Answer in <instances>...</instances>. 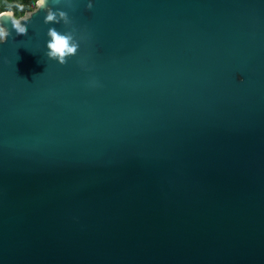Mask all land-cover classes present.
<instances>
[{"label":"water","instance_id":"1","mask_svg":"<svg viewBox=\"0 0 264 264\" xmlns=\"http://www.w3.org/2000/svg\"><path fill=\"white\" fill-rule=\"evenodd\" d=\"M91 2L6 25L0 264H264V0Z\"/></svg>","mask_w":264,"mask_h":264},{"label":"clouds","instance_id":"2","mask_svg":"<svg viewBox=\"0 0 264 264\" xmlns=\"http://www.w3.org/2000/svg\"><path fill=\"white\" fill-rule=\"evenodd\" d=\"M34 13L40 9L47 7V0H32ZM88 9L93 7L91 0H88L86 4ZM57 15L61 19L67 20V14L65 12L54 13L48 10L47 15L44 17L45 21H55ZM27 17H17L12 10H0V43L5 42L6 38L11 35L6 25L10 24L16 35H26L28 32ZM48 35L51 37L47 44L48 52L47 55L57 60L61 65L67 62V59L74 56L77 53L79 44L73 39L72 35L61 34L55 29H49Z\"/></svg>","mask_w":264,"mask_h":264},{"label":"trees","instance_id":"3","mask_svg":"<svg viewBox=\"0 0 264 264\" xmlns=\"http://www.w3.org/2000/svg\"><path fill=\"white\" fill-rule=\"evenodd\" d=\"M12 10L17 17H23L33 10L32 0H0V10Z\"/></svg>","mask_w":264,"mask_h":264}]
</instances>
